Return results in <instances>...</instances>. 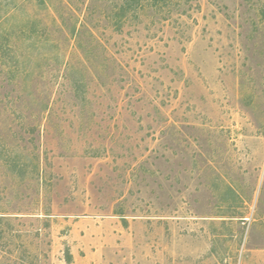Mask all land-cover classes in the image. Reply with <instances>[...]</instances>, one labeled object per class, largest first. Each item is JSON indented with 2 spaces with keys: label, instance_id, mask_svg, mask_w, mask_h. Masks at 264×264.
I'll list each match as a JSON object with an SVG mask.
<instances>
[{
  "label": "rangeland",
  "instance_id": "1",
  "mask_svg": "<svg viewBox=\"0 0 264 264\" xmlns=\"http://www.w3.org/2000/svg\"><path fill=\"white\" fill-rule=\"evenodd\" d=\"M0 264H264V0H0Z\"/></svg>",
  "mask_w": 264,
  "mask_h": 264
},
{
  "label": "trees",
  "instance_id": "2",
  "mask_svg": "<svg viewBox=\"0 0 264 264\" xmlns=\"http://www.w3.org/2000/svg\"><path fill=\"white\" fill-rule=\"evenodd\" d=\"M0 221H3V217H0Z\"/></svg>",
  "mask_w": 264,
  "mask_h": 264
}]
</instances>
